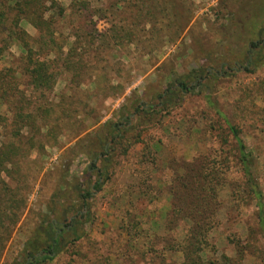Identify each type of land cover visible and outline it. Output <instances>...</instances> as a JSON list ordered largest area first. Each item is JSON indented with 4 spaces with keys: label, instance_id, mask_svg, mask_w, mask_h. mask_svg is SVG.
<instances>
[{
    "label": "trees",
    "instance_id": "obj_1",
    "mask_svg": "<svg viewBox=\"0 0 264 264\" xmlns=\"http://www.w3.org/2000/svg\"><path fill=\"white\" fill-rule=\"evenodd\" d=\"M259 2L264 20V0ZM194 17L195 10L187 0H105L99 7L91 0H69L67 5L58 0H0V264H52L89 236L90 203L112 181L118 160L136 143L125 139L121 127L132 128V117L141 112L152 116L151 121L153 118L152 109L136 105L134 112L122 115L119 122L107 121L95 133H87L99 122L90 101L99 95L114 98L124 94L131 77L115 80L108 72V67L117 64L116 52L134 49L145 57L159 46L176 44ZM100 21L109 28L98 30ZM254 21L251 16L249 26ZM26 25L35 30L34 36ZM15 46L21 49L19 57L11 56L16 65L2 68L6 53ZM241 66L250 74L264 67L263 35L260 41L250 42ZM169 74L166 88L158 95L161 111L170 113L187 95L204 94L209 108L224 121L235 141L264 237V201L251 170L252 155L240 127L213 98L219 74L212 76L200 67L186 75ZM60 80L65 87L57 96L54 92ZM87 85L95 87V95L85 90ZM89 117L98 122L89 125ZM63 139L74 141V145L64 150L60 165L47 174L56 179L50 182L52 193L43 203L46 209L31 211L28 227L22 232L25 239L17 243L18 225L29 208L30 196L37 185L43 188L48 183L41 179L46 149L60 147ZM79 155L90 160L81 178L71 174ZM143 157L151 165L157 164L151 151ZM225 163L220 167L216 160L205 158L198 167L184 162L185 175L176 173L168 187L171 204L165 216L166 235L140 229L131 217L132 227L123 232L126 245L122 257L133 252L151 255L162 264H232L229 257L216 260L207 254L221 206L218 188L228 170ZM185 222L192 226L183 239L172 237ZM13 242L17 251L12 249ZM148 262L153 264V260Z\"/></svg>",
    "mask_w": 264,
    "mask_h": 264
},
{
    "label": "rangeland",
    "instance_id": "obj_2",
    "mask_svg": "<svg viewBox=\"0 0 264 264\" xmlns=\"http://www.w3.org/2000/svg\"><path fill=\"white\" fill-rule=\"evenodd\" d=\"M58 1L63 5L69 2ZM91 1L99 7L105 0ZM259 3V0L254 4L250 0H187L195 10V17L176 44L159 46L145 57L134 49L116 52L117 64L113 65L117 67H108V72L115 80L120 76L128 77L125 79L131 77L130 82L120 97L99 95L90 101L97 110L95 118L99 122L89 117V125L98 123L92 124L87 133H95L107 121L119 122L122 115L134 112L136 105L152 109L153 118L151 121L152 116H144L141 112L140 116L132 117V128L121 127L125 139L132 138L136 143L126 157L118 160L112 181L90 203L91 221L86 225L89 236L52 264H149L150 260L153 264H162L151 255L142 257L131 252L122 257V249L126 245L123 232L132 227L130 218L133 217L140 229L160 237L166 235L165 216L171 204L168 187L172 178L176 173L185 175L181 168L184 162H193L199 167L205 158L216 160L220 167L221 162L228 160L224 182L218 188L221 206L207 254L216 260L222 256L229 257L232 264H264V237L259 226L255 196L239 162L235 141L224 121L209 108L202 93L187 95L182 105L170 113L161 111L158 99L166 88L171 71L179 76L200 67L211 71L212 76L219 74L213 98L242 131L241 136L252 155L254 181L264 201V67L250 74L241 66L250 42H258L262 35L264 37ZM251 16L255 21L249 26ZM25 28L29 34L35 35L31 26L26 25ZM97 28L105 31L109 24L100 21ZM20 55L19 47L11 48L2 60V68H13L16 63L11 56L17 58ZM64 87L65 82L60 80L54 94L58 96ZM84 88L95 95L93 85ZM123 142L126 145L127 141ZM73 145L74 141L63 139L60 147H47L41 179L48 183L46 186L43 184V188L37 185L30 196L29 208L18 225L21 229L16 233L17 243L25 239L22 232L28 227L31 211H45L43 203L52 193L50 182L56 179L55 175L47 177V174L60 165L64 150ZM148 151L156 156L155 166L143 157ZM89 161L82 155L77 156L71 174L84 177ZM144 181L146 185L143 186L141 183ZM191 226L185 222L181 231H175L171 236L182 240ZM144 240L140 241V246ZM16 242L12 243V249L17 251ZM10 254L7 253V258Z\"/></svg>",
    "mask_w": 264,
    "mask_h": 264
}]
</instances>
